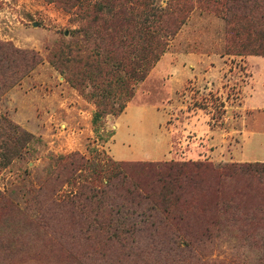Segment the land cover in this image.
<instances>
[{"label": "rangeland", "instance_id": "374dc122", "mask_svg": "<svg viewBox=\"0 0 264 264\" xmlns=\"http://www.w3.org/2000/svg\"><path fill=\"white\" fill-rule=\"evenodd\" d=\"M170 2L188 10L177 15L184 24L169 39L161 65L167 73L178 65L214 74L195 76L182 87L168 80L160 87L153 80L136 84V93L148 88L153 94L139 96L118 121L126 109L120 116H98V101L116 108L125 101L117 89L97 90L87 81L82 92L50 62L62 42L84 40L76 32L82 22L55 2L0 0V264H264V206L238 209L245 196L234 197L226 213L201 204L204 212L192 205L167 215L145 203L125 221L114 217L111 197H93L86 189L94 169L104 173L98 184L111 189L105 188L109 162L264 163V137L244 133L252 123L248 117L244 122L238 108L240 84L249 73L247 55L230 54L236 50L230 45L227 0L145 3L165 9ZM27 51L42 60L33 70L21 54ZM187 54L197 55L198 63L178 62ZM222 70L224 84L218 86L216 73ZM179 78L186 81L188 72ZM174 90L177 95L168 98ZM194 112L201 113L207 130L199 138L188 120ZM117 125L119 137L112 142ZM73 153L89 161L83 170L65 165ZM189 178L182 183L190 192L212 197ZM231 185L238 193L248 191L235 183L226 188ZM260 188L264 195V185ZM211 215L217 222H208ZM207 225L212 237L181 240Z\"/></svg>", "mask_w": 264, "mask_h": 264}, {"label": "trees", "instance_id": "16d2710c", "mask_svg": "<svg viewBox=\"0 0 264 264\" xmlns=\"http://www.w3.org/2000/svg\"><path fill=\"white\" fill-rule=\"evenodd\" d=\"M47 1L60 5L76 17L74 21L80 20L82 24L76 32L84 36L83 41L62 42L57 46L52 51L51 64L82 92L89 81L94 89H117L125 96L119 108L101 107L98 101V116L104 113L120 116L124 112L136 94L135 85L148 78L166 53L169 39L184 24V18L180 19L178 13L188 10L185 6L173 8L171 2L165 9L146 5L147 0ZM128 2L132 4L128 5ZM137 5L142 6L139 7L141 10ZM226 7L232 13L226 18L232 35L230 45L236 50L230 54L264 56V0H227ZM21 54L30 70L42 63L34 52ZM92 97L98 96L92 94ZM66 161V166L69 164L79 170L89 162L79 153L71 154ZM102 173L94 169L93 184L86 189L93 197H111V207L117 210L114 217L125 221L135 216L133 209H139L145 203L153 204L167 215H173L175 211L186 212L192 205L199 206L201 212L205 207L211 209L216 205L221 213H226L236 203L234 197L240 196L247 199L238 209L245 208L246 211L253 206H264L260 188L264 185V163H228L216 167L210 162H109L105 171L108 181L105 188H111L108 190L98 184ZM183 177L199 181V189L210 192L212 197L201 199L190 192L182 183ZM229 183L244 185L248 191L238 193L233 185L226 188ZM216 218L217 215H211L208 222H217ZM208 229L207 225L201 233H187L189 238L181 240L190 244L201 240L198 236L212 237Z\"/></svg>", "mask_w": 264, "mask_h": 264}, {"label": "crops", "instance_id": "0c3cea01", "mask_svg": "<svg viewBox=\"0 0 264 264\" xmlns=\"http://www.w3.org/2000/svg\"><path fill=\"white\" fill-rule=\"evenodd\" d=\"M198 56L195 54H187L184 55L182 57L179 58L178 62H186L188 64H194V63H198ZM165 59L160 60V62L157 64V66L151 71L150 75L148 76V78L143 82L142 86H149L147 85L149 81L153 80L155 82L156 85H159V87L161 86V84H163L164 81L168 80L169 82H171L172 84H179V87H182L184 85V83L190 81L191 79L195 78V76L198 77H202L201 73H203L202 67H197L194 70L189 69V68H185V67H180L178 65H173L174 68H170V72H168L170 74V76L165 77L164 75H167V67L162 66L161 64L164 63ZM244 63L248 65V77L247 80H243L240 84V92L238 93V95L240 96V98L237 99V101H239L238 104V108L240 110H242L243 112V119L244 122H247V117H248V122L252 123L248 125V130H244V133L247 134L248 132V137H253V136H260V137H264V130H258L257 128H263L264 129V57L262 56H247L244 58ZM172 66V65H171ZM196 67V66H195ZM162 68V69H161ZM201 68V69H200ZM184 71L188 72V78L186 79V81L184 82H180V78L179 75H181ZM225 71H217L216 73V82L218 86H222L224 83L222 82L223 79H225ZM214 74L211 71H208L207 73H205L203 76H209V74ZM211 76V75H210ZM209 78V77H208ZM182 85V86H181ZM181 90V88H180ZM179 90V91H180ZM224 90V89H223ZM222 90V91H223ZM175 91V92H174ZM173 93H168L167 97H173L174 95H177L178 90H174ZM143 94L144 95H150L153 94V92L151 90H149L147 88V91H142V90H138V92L135 94L134 98L131 100V102L128 104V107L126 108L125 112L122 114V116H120L119 120H123V118L127 115V113L132 110L135 107V103L137 101V98H139V96H141ZM166 97V99H167ZM165 102H163V105ZM162 106V105H161ZM161 106H154V109L159 110V107ZM137 108V107H136ZM138 108H142V106H138ZM255 112L261 113V114H257ZM170 117V116H169ZM167 118H168V114H167ZM200 118H202L201 113H192V115L190 116V118L188 119L189 122L192 124V126L190 127H194L195 131L194 132H198V138L200 137V134H205L207 133V130L203 131V126L201 124ZM205 118V117H204ZM203 120V118L201 119ZM199 124L197 126H195V123ZM247 126V125H246ZM249 127H255L256 129L253 131H249ZM247 128V127H246ZM119 137V131H118V125L116 127V132L112 138V142H114L115 140L117 141ZM205 137V136H204ZM249 141H246V144ZM168 152V150H167ZM145 160H149L148 158H146ZM152 160V159H150ZM242 162H246L245 159L241 160ZM240 161V162H241ZM260 162H264V161H260Z\"/></svg>", "mask_w": 264, "mask_h": 264}]
</instances>
